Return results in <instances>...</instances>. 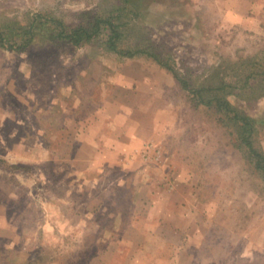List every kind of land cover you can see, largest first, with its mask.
<instances>
[{"label":"rangeland","instance_id":"rangeland-1","mask_svg":"<svg viewBox=\"0 0 264 264\" xmlns=\"http://www.w3.org/2000/svg\"><path fill=\"white\" fill-rule=\"evenodd\" d=\"M259 161L264 0H0V264H264Z\"/></svg>","mask_w":264,"mask_h":264},{"label":"trees","instance_id":"trees-1","mask_svg":"<svg viewBox=\"0 0 264 264\" xmlns=\"http://www.w3.org/2000/svg\"><path fill=\"white\" fill-rule=\"evenodd\" d=\"M127 1L131 2L132 0H127ZM123 11L124 10H122L121 13H123ZM128 11L130 12L131 10ZM51 21L53 22V25H55V27H60V30H58V36L66 40H69L75 44H81L83 42L92 41L102 32L108 31L109 33L107 39L108 48L110 50L118 49V43L122 36V30L120 28L121 24H117L113 19L98 17L95 20L91 21L89 25H81L74 28L73 27L69 28L63 21L57 20L55 18H51ZM126 52H130V51H126ZM237 117L246 120V117H241L239 113ZM246 126L247 125L245 123L241 126L243 130L241 137L243 141L247 142L246 135H244ZM247 144L249 145V142H247ZM261 163H262L261 161L258 162L256 166L258 169L264 167Z\"/></svg>","mask_w":264,"mask_h":264},{"label":"crops","instance_id":"crops-1","mask_svg":"<svg viewBox=\"0 0 264 264\" xmlns=\"http://www.w3.org/2000/svg\"><path fill=\"white\" fill-rule=\"evenodd\" d=\"M234 1H235V0H234ZM1 219H2V221H3L4 223H6V222H5L6 220L4 219V217H3V218H1ZM4 223H3V224H4ZM48 223H49V225L51 226V223H50V222H48ZM131 227H132V224H131V225H129V227H128V230H130V229H131Z\"/></svg>","mask_w":264,"mask_h":264}]
</instances>
